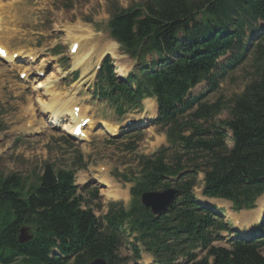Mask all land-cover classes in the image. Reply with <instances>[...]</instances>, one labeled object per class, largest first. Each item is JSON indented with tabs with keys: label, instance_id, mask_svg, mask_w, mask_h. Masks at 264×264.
<instances>
[{
	"label": "trees",
	"instance_id": "obj_1",
	"mask_svg": "<svg viewBox=\"0 0 264 264\" xmlns=\"http://www.w3.org/2000/svg\"><path fill=\"white\" fill-rule=\"evenodd\" d=\"M247 20L264 23V0H146L112 12L111 36L138 69L120 80L107 58L99 95L120 114L124 103L139 106L155 97L156 123L166 129L172 156L160 148L141 157L140 176L130 179V205L111 204L102 219L85 208L90 201L78 193L75 172L47 164L34 184L16 173L0 174V264H90L98 257L124 264L119 250L131 235L135 256L141 257L140 243L158 264H176L180 257L187 264H264V223L256 228L260 235L245 230L249 237L217 246L230 225L195 192L203 173V195L229 200L234 210L254 207L264 194L263 42L258 73L242 94L228 104L191 95L204 81L218 88L219 59L243 41ZM234 58L231 68L243 55ZM224 109L231 117L216 123ZM171 186L180 194L167 213L156 216L142 205V193ZM91 195L98 198L97 191ZM23 226L34 234L25 243L19 240Z\"/></svg>",
	"mask_w": 264,
	"mask_h": 264
},
{
	"label": "rangeland",
	"instance_id": "obj_2",
	"mask_svg": "<svg viewBox=\"0 0 264 264\" xmlns=\"http://www.w3.org/2000/svg\"><path fill=\"white\" fill-rule=\"evenodd\" d=\"M145 1L21 0L10 6L7 5L5 25L8 24L10 27L14 25L19 30V34L13 32V37H9L7 33V35L2 34L0 39L7 40L13 49H19L23 55L21 54L22 57L18 60L22 63H17L14 68L12 66L5 69L0 63V174L8 176L16 173L27 177L29 183L34 184L47 164L54 167L57 172H75L76 182L80 186L79 193L90 201L89 205H84L85 208H91L102 219L111 204L129 206L130 189L133 185L130 179L140 176L141 157L153 156L160 148H167V155L171 158V144L167 140L166 129L154 123L153 120L149 122V118H155L157 115L154 98L153 100L146 98V105L143 103V105L131 106L124 103L122 104L123 114H120L115 105L99 95V75L94 74V70L107 54L103 55L99 64L95 63L96 58H94V67L91 72L94 77L83 85L81 95L77 96L79 100L83 95L89 96L86 101L80 100L79 104L86 105L89 109L88 114L94 117L95 126L91 130H94L102 121L110 133H116L117 127H121L118 135H111L106 129L98 128L94 131V136L92 134L93 137L89 138L91 140L85 141L86 139L81 137L77 139L79 141H76L71 139L72 134H67L69 137L65 136L61 129L55 127H53L55 130L51 131L37 130L34 132H26L23 128L27 122V119L22 116L23 109L28 98L34 97L32 86L38 79L46 78L52 71L56 73L60 69L57 74L63 77L61 82L64 86L61 92H66L72 88L75 80L81 75L80 69H73L71 58L73 55L70 54L72 41L67 36V28L79 24L90 26L100 37L99 43L102 47L106 42L115 40L109 28L112 12L136 7ZM245 24L243 41L220 59L218 69L214 72L219 81L218 88L212 90L209 83L204 81L191 90L192 96L205 94L203 102L215 103L222 99L228 104L230 100L242 94L255 78L258 73L257 58L260 56L257 46L259 42H263L264 45V32L262 31L264 23L261 20H247ZM119 45L121 58L118 59L111 54L108 56L116 70L117 77L125 80L129 74L137 71L138 65L123 51L121 44ZM239 54H242L243 58L231 68L232 59L234 61V57ZM43 58H48L49 64L41 69L40 64ZM149 61H152V56ZM28 67L32 69L27 79L29 82L26 83L20 79V71ZM120 67L124 68L122 76L118 73ZM37 72H42L43 76L38 77ZM35 77L38 78L35 79ZM230 117V110L224 109L215 122L218 123ZM19 118L25 123H21ZM142 118L148 121L145 126H140V122L137 121ZM131 120L138 122L136 124L138 128L129 131L126 127ZM228 144L233 146L232 133H229ZM84 176L88 179L83 186L81 178ZM106 177L112 178L116 188L122 189L127 198L106 197L107 187L99 184V180ZM204 178V174L200 173L199 184L195 189L196 194L201 192ZM96 191L98 198L93 199L91 193ZM260 200L261 198L254 207L244 208L238 212H235L229 202L223 200L215 202L216 206L222 209V216L226 222L233 226L235 216L240 222L243 221L239 227H236L240 233H243V230L253 232L248 228H259L263 223L264 212L261 213ZM240 216H243V219ZM223 234L225 238L215 244L230 247L229 240L232 237L228 238L226 233ZM133 240L131 236H125L120 247V255L127 259L124 264H151L148 262L150 254L146 253L145 247H142L144 256L138 258L135 256ZM184 260L185 258L181 259V264H187Z\"/></svg>",
	"mask_w": 264,
	"mask_h": 264
},
{
	"label": "bare ground",
	"instance_id": "obj_3",
	"mask_svg": "<svg viewBox=\"0 0 264 264\" xmlns=\"http://www.w3.org/2000/svg\"><path fill=\"white\" fill-rule=\"evenodd\" d=\"M19 1L21 0H0V38L2 34H8L9 37L12 36L13 32L19 34V30L15 28L14 25L11 27L8 24L5 25V12L8 11V9H6L7 5L10 6V4ZM67 36L72 41L70 54L73 55L71 57L73 60V69H80L81 75L77 80H75L72 85V88L67 90L66 92H61V88H64V86L61 82L63 77L57 74V72L59 73L60 69H58L56 73L52 71L48 76H46V78L38 79L32 87L34 97L28 98L27 104L23 109L22 116L27 119V122L23 128H25L26 132H34L37 130L51 131L55 130L53 128L55 127L61 129L62 132L65 134H72V139L79 141L77 139L80 138H77V134L75 135L76 128L79 124H83L85 120L89 119V121L86 123V126L82 128V132H84L82 138L88 140L89 138H91L90 136L92 134L94 135V130L91 129L95 126V124L93 123L91 115L88 114L89 109L87 108V106H81L79 104V101H86L89 96L83 95L80 100L78 96L81 95V90H83L84 88L83 85L89 82L90 79L94 77V75H91L92 69L94 67V58H96L95 63L97 64H99V60L102 59L104 54H111L119 59L121 58L119 53L120 45L117 41L114 40L106 42L101 47L99 43V40H101L100 37L97 36L96 32L90 26L85 24L69 26L67 28ZM0 40V46L5 49L7 53V56L5 58L0 56V63L3 64L5 69L11 68L15 65V62L17 61L15 55H21L22 52H20L19 49H13V47L7 40ZM74 45H77V49L75 51L73 50ZM48 64L49 59L43 58L40 64V68L44 69L46 66H48ZM30 69L32 68L28 67L26 68V70L23 71L28 75L27 79H29ZM123 70V67L119 68V75L122 76ZM155 106L156 109V102ZM76 108H79V111H76ZM148 108L151 107L148 106ZM144 119L146 118H142L137 121L140 122V125L141 123L146 125L148 121L147 119L146 121H144ZM101 123L105 127L104 122L101 121L100 124ZM87 179L88 178L85 176L81 178V184H85V182H87ZM111 179L109 177H106L102 180H99V184L105 185L107 187L105 189L106 197L112 196L114 197V199L127 198L125 197L124 191L120 188H116L114 181ZM199 196L201 201L208 202L206 198L202 197L201 195ZM260 205L261 213H263L264 196L261 197ZM242 222H240V224H242ZM241 235H243V237H249L251 235V232L248 233L243 231Z\"/></svg>",
	"mask_w": 264,
	"mask_h": 264
},
{
	"label": "water",
	"instance_id": "obj_4",
	"mask_svg": "<svg viewBox=\"0 0 264 264\" xmlns=\"http://www.w3.org/2000/svg\"><path fill=\"white\" fill-rule=\"evenodd\" d=\"M179 194L180 190L176 187L167 188L162 191H147L142 194L141 201L154 215H161L170 210ZM33 238L34 234L31 232V228L23 226L19 235L20 242L25 243ZM90 264H109V262L103 257H98Z\"/></svg>",
	"mask_w": 264,
	"mask_h": 264
}]
</instances>
